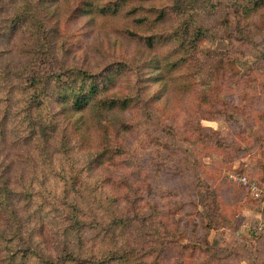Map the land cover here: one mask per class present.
<instances>
[{
	"label": "trees",
	"instance_id": "trees-1",
	"mask_svg": "<svg viewBox=\"0 0 264 264\" xmlns=\"http://www.w3.org/2000/svg\"><path fill=\"white\" fill-rule=\"evenodd\" d=\"M58 1L0 0V44L8 37L5 30L14 42L19 39L13 51L0 55V145L10 141L25 150L16 170L0 157V264H150L151 255L152 264H158L162 251L158 243L150 245L153 239L145 241L146 215L137 212L143 197L135 186L141 183L143 165L134 160L136 151L124 136L148 132L145 123L160 113L150 100H159L169 88H194L199 104L211 107L216 93L210 87L229 72L231 55L211 45L219 38L233 47L242 39L253 47V16L264 11V0H230L227 5L218 0L159 5L154 0H74L64 15ZM216 12L221 19L207 21ZM69 16L94 27L118 21L123 29L115 30L137 39L150 56L96 70L78 67L68 61L66 48L58 47L62 21ZM225 26L231 31L228 39L220 37ZM153 66L158 73L147 75L146 68ZM125 79L128 84H122ZM147 81L160 87L144 101ZM201 137L204 152L212 149L211 137ZM261 162L253 174L244 175L263 187ZM113 168L120 172L113 174ZM172 169L169 179L180 181L179 164ZM202 189L207 193L191 192L186 205L213 221L219 210H207V195L214 193ZM248 200L253 205L244 209L263 212L264 196ZM135 218L139 220L132 225ZM178 221L183 220L173 216L170 225L179 232ZM160 224L150 226V235L170 239L164 249L175 244L185 250L202 248L183 232L188 243L180 244L168 228L162 235ZM138 232L139 240H131ZM236 252L243 254L240 262L264 264L244 240Z\"/></svg>",
	"mask_w": 264,
	"mask_h": 264
},
{
	"label": "rangeland",
	"instance_id": "rangeland-1",
	"mask_svg": "<svg viewBox=\"0 0 264 264\" xmlns=\"http://www.w3.org/2000/svg\"><path fill=\"white\" fill-rule=\"evenodd\" d=\"M154 1L159 5L167 0ZM218 1L227 5L230 0ZM74 6V0H59L57 3L60 15ZM70 17L62 21L64 36L60 38L58 47L59 51L66 48L68 61L78 67L96 70L108 63L128 60L137 63L150 56L141 49L137 39L127 38L115 30L119 26L123 29L118 21H107L102 26L94 27L88 26L82 19L73 20ZM216 18H220V13H213L207 21L211 22ZM253 19L257 26L251 39L253 47L242 39L236 41L233 47L227 41L213 39L212 48L231 53L226 61L231 74L224 72L218 84L215 82L216 87H210L216 93L211 107L199 104L194 88H169L159 100H150V104L160 113L158 118L145 123L148 132L138 136L133 132L124 136L136 151L134 160L143 165L141 183L135 186L137 190L142 189L143 197V204L137 208V212L142 211L146 215L145 241L153 239L150 245L158 243V250L162 251L157 254L158 264H241L239 258L243 254L236 252L237 243L239 240L252 241L254 237H248L247 231L248 227L255 226L257 214L262 217L257 221L264 225V209L257 213L242 207L253 205L248 200L253 197L236 180L240 175L253 174L254 169L264 161V135L259 134V130L264 131V11L255 13ZM230 32V27L225 26L220 37L228 39ZM9 33L5 30L8 37L1 40L0 55L5 54V51H13L19 45V39L14 42V36L10 37ZM23 41L26 44L28 40L24 38ZM15 53L19 54L17 51ZM146 71L149 72L147 75L154 76L159 69L158 66H153L146 68ZM126 83L128 81L123 80L122 84ZM159 87L158 83L147 81L142 89L143 100H149ZM254 110L257 113L254 114ZM253 128H258L255 133ZM205 135L211 137L210 142L213 144V148L207 152H204V146L201 147V142L199 143L201 136ZM216 139L218 143H215ZM23 153L25 150L17 143L9 141L0 145V157L13 163L14 170L19 164H23L18 160L21 154L23 157ZM188 159L194 162L191 164ZM178 164L182 169L180 181L170 180L172 168ZM111 172L117 174L120 170L113 168ZM129 181L139 182L136 179ZM186 186L190 189L183 193L182 189ZM177 187L180 188L175 190ZM202 188L214 193L207 195V210H219L213 221L200 218L193 206L190 208L186 205L191 204L187 203L192 196L191 192L200 190L207 193ZM174 197L176 202L173 204ZM181 201H185V204L180 205ZM173 216L183 220L178 221L179 232L174 225H170ZM224 219L229 220L226 225L222 222ZM138 220L139 218H135L132 225ZM159 221V229L163 226L160 230L162 235L168 228L180 244L188 243L181 234L183 232L186 236L190 235L202 248L185 250L175 244L164 249V243H168L170 239H155L150 235V226L157 225ZM238 223L245 230L241 235L244 237L239 239L238 229L234 230L238 228ZM206 225H210L212 229H206ZM131 240L138 241L139 232ZM149 261L150 264L153 263L154 255H151Z\"/></svg>",
	"mask_w": 264,
	"mask_h": 264
},
{
	"label": "crops",
	"instance_id": "crops-1",
	"mask_svg": "<svg viewBox=\"0 0 264 264\" xmlns=\"http://www.w3.org/2000/svg\"><path fill=\"white\" fill-rule=\"evenodd\" d=\"M254 199H257V198H254ZM257 216L255 217L257 220H258V218L259 219L262 218V217H260L259 214H257ZM257 220H256L255 226L254 227H251V226L248 227V231H247L248 237L252 236L254 238L252 239V241L250 240V241H245V242L247 243V245L249 247H251L253 252L256 255H258V257H260V259L262 261V259H264V225L260 224V222H258ZM241 225H240L239 230L237 231L238 232V239L244 237V236L241 237L242 232H245V230H243L244 226H241ZM241 228H242V230H241ZM261 261H259V262H261ZM241 264H247V263L241 262Z\"/></svg>",
	"mask_w": 264,
	"mask_h": 264
},
{
	"label": "built area",
	"instance_id": "built-area-1",
	"mask_svg": "<svg viewBox=\"0 0 264 264\" xmlns=\"http://www.w3.org/2000/svg\"><path fill=\"white\" fill-rule=\"evenodd\" d=\"M242 188H244L253 198H260L264 196V186L263 188L259 186L255 181L249 179L245 175H240L236 178Z\"/></svg>",
	"mask_w": 264,
	"mask_h": 264
}]
</instances>
